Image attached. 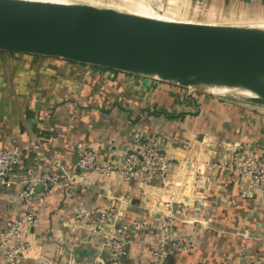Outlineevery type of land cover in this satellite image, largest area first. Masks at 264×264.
<instances>
[{
  "label": "crops",
  "instance_id": "obj_1",
  "mask_svg": "<svg viewBox=\"0 0 264 264\" xmlns=\"http://www.w3.org/2000/svg\"><path fill=\"white\" fill-rule=\"evenodd\" d=\"M200 1L207 7L200 18L209 22L199 23L210 24L237 20L233 17L247 8L256 12L264 5L263 0L257 7L254 0ZM57 59L0 53V148L20 147L25 166H49L60 179L36 195L37 221L29 229L34 246L24 264H68L71 256L80 264L110 260L104 239L78 226L79 202L95 210L118 204L128 218L156 221L162 215L157 207L167 209L162 189L128 188L115 174L88 176L77 166L78 143L97 149L107 161L116 152L111 138L123 140L132 132L159 136L182 177L185 160L210 163L206 178L188 190L189 200L173 209L174 228L193 242L188 264H239L243 247L264 257V204L241 196L237 173L229 167L235 156L264 151V105ZM162 111L166 115L158 114ZM187 174L183 180L191 182ZM21 214V204L0 190V225ZM131 239L133 256L120 264H150L155 242H143L141 234Z\"/></svg>",
  "mask_w": 264,
  "mask_h": 264
},
{
  "label": "water",
  "instance_id": "obj_2",
  "mask_svg": "<svg viewBox=\"0 0 264 264\" xmlns=\"http://www.w3.org/2000/svg\"><path fill=\"white\" fill-rule=\"evenodd\" d=\"M0 51L60 58L264 105V30L255 27L0 0Z\"/></svg>",
  "mask_w": 264,
  "mask_h": 264
},
{
  "label": "built area",
  "instance_id": "obj_3",
  "mask_svg": "<svg viewBox=\"0 0 264 264\" xmlns=\"http://www.w3.org/2000/svg\"><path fill=\"white\" fill-rule=\"evenodd\" d=\"M109 144L115 147L116 152L107 161H103L100 151L84 142L78 143L79 170L88 176L94 172L106 176L115 174L128 188L141 184L143 188L162 189L167 194V209L157 207L162 215L156 221L140 217L128 218L126 210L118 204L95 210L79 202L75 211L78 226L87 229L89 235L103 238L109 252V261L98 259L96 264H120L124 259L132 257L130 245L133 234H141L145 243L155 242L150 264H188L187 257L193 242L174 228L173 209L175 205L185 204L189 200L188 190L198 187L206 178L210 163L185 160L186 177H182L176 170L174 158L163 149V143L157 135L132 132L123 140L111 138ZM229 167L237 173L238 178L234 184L241 196L261 199L264 204V151L235 156ZM188 170L191 182L183 180L187 178ZM59 183V177L52 173L49 166H25L20 147L0 148V190L4 189L22 208L20 217L0 225V264H24V261L30 259L34 242L29 238V229L37 221L34 207L38 193L36 187L40 184L45 186ZM70 258L68 264H80L74 256ZM239 264H264V257L252 256L249 249L243 247L239 254Z\"/></svg>",
  "mask_w": 264,
  "mask_h": 264
},
{
  "label": "rangeland",
  "instance_id": "obj_4",
  "mask_svg": "<svg viewBox=\"0 0 264 264\" xmlns=\"http://www.w3.org/2000/svg\"><path fill=\"white\" fill-rule=\"evenodd\" d=\"M36 2L55 6V7H66L69 5H90L97 7L113 8L122 12L138 14L142 16L158 18L163 20L171 21H187V22H209L207 19L203 18V13H207V7L203 8L206 4L200 0H35ZM196 1V2H195ZM255 7L260 3L257 0L252 2ZM257 4V5H256ZM259 10L256 12H249L247 8L244 13L237 14L233 17L234 21H227L224 23L214 24H226L233 26H243V27H255L259 29H264V5L261 4ZM210 9V8H209ZM205 11V12H204ZM225 16V14H224ZM230 18V17H229ZM229 18H224V21ZM232 19V17L230 18ZM212 23V22H211ZM40 60V59H39ZM55 60V59H51ZM42 61V60H41ZM45 61V60H44ZM57 62V60H55Z\"/></svg>",
  "mask_w": 264,
  "mask_h": 264
},
{
  "label": "trees",
  "instance_id": "obj_5",
  "mask_svg": "<svg viewBox=\"0 0 264 264\" xmlns=\"http://www.w3.org/2000/svg\"><path fill=\"white\" fill-rule=\"evenodd\" d=\"M0 53H7V54H9V55H11L13 57H19V56H23V55H26V56H29V55L30 56H35L36 58L41 57V56H36V55H31V54H23V53H15V52H3V51H0ZM47 58L48 59H55V60H57V58H54V57H47ZM60 60H62L64 62H67V63H74L72 61H68V60H64V59H60ZM91 68H93V69H99V70H106V69H101L99 67H94V66H91ZM158 114L166 115V112L162 111V112H159Z\"/></svg>",
  "mask_w": 264,
  "mask_h": 264
},
{
  "label": "bare ground",
  "instance_id": "obj_6",
  "mask_svg": "<svg viewBox=\"0 0 264 264\" xmlns=\"http://www.w3.org/2000/svg\"><path fill=\"white\" fill-rule=\"evenodd\" d=\"M30 1H35V0H30ZM59 1H68V0H59ZM127 14H131V13H127ZM131 15H138V14H131Z\"/></svg>",
  "mask_w": 264,
  "mask_h": 264
}]
</instances>
